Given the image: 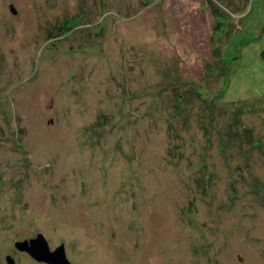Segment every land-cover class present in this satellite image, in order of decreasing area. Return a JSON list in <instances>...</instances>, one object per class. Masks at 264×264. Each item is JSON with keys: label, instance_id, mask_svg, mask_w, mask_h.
<instances>
[{"label": "rangeland", "instance_id": "obj_1", "mask_svg": "<svg viewBox=\"0 0 264 264\" xmlns=\"http://www.w3.org/2000/svg\"><path fill=\"white\" fill-rule=\"evenodd\" d=\"M263 46L264 0H0V264H264Z\"/></svg>", "mask_w": 264, "mask_h": 264}, {"label": "water", "instance_id": "obj_2", "mask_svg": "<svg viewBox=\"0 0 264 264\" xmlns=\"http://www.w3.org/2000/svg\"><path fill=\"white\" fill-rule=\"evenodd\" d=\"M9 9L12 13H14L11 6ZM13 247L18 252L27 254L36 262L45 264H73L66 258L62 243L53 249H49L45 237L39 232L36 233L33 238L15 241L13 243ZM5 261L7 264L13 263V259L9 255L5 256Z\"/></svg>", "mask_w": 264, "mask_h": 264}, {"label": "trees", "instance_id": "obj_3", "mask_svg": "<svg viewBox=\"0 0 264 264\" xmlns=\"http://www.w3.org/2000/svg\"><path fill=\"white\" fill-rule=\"evenodd\" d=\"M214 2H219L220 0H211ZM211 3V2H210ZM213 6V4H211ZM214 7V6H213ZM259 59L262 61V63L264 64V46L262 47V49L259 51L258 54ZM236 123V122H235ZM234 124V123H233Z\"/></svg>", "mask_w": 264, "mask_h": 264}, {"label": "flooded vegetation", "instance_id": "obj_4", "mask_svg": "<svg viewBox=\"0 0 264 264\" xmlns=\"http://www.w3.org/2000/svg\"><path fill=\"white\" fill-rule=\"evenodd\" d=\"M12 264H14V261H13V263Z\"/></svg>", "mask_w": 264, "mask_h": 264}]
</instances>
